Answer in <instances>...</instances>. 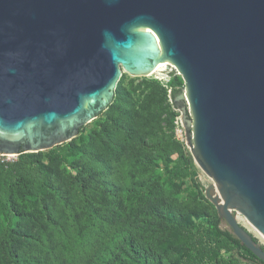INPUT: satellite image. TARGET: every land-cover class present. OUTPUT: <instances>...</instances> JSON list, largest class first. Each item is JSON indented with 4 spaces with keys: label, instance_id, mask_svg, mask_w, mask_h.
I'll return each mask as SVG.
<instances>
[{
    "label": "water",
    "instance_id": "95a60500",
    "mask_svg": "<svg viewBox=\"0 0 264 264\" xmlns=\"http://www.w3.org/2000/svg\"><path fill=\"white\" fill-rule=\"evenodd\" d=\"M161 64L219 226L264 263L237 220L264 239V0H0V153L70 141Z\"/></svg>",
    "mask_w": 264,
    "mask_h": 264
},
{
    "label": "trees",
    "instance_id": "16d2710c",
    "mask_svg": "<svg viewBox=\"0 0 264 264\" xmlns=\"http://www.w3.org/2000/svg\"><path fill=\"white\" fill-rule=\"evenodd\" d=\"M169 75L166 83L144 77L133 89L122 75L94 128L0 163V264H264L219 226L217 213L201 210L198 191L174 185L192 174L182 144L169 139L177 156L168 158L153 133L137 136L153 100L173 101L182 91ZM128 142L154 152L141 158L148 177L130 176ZM160 163L164 176L153 173Z\"/></svg>",
    "mask_w": 264,
    "mask_h": 264
},
{
    "label": "rangeland",
    "instance_id": "374dc122",
    "mask_svg": "<svg viewBox=\"0 0 264 264\" xmlns=\"http://www.w3.org/2000/svg\"><path fill=\"white\" fill-rule=\"evenodd\" d=\"M164 69H165V67H164V65H162L161 69L156 70L155 72H153L149 76H132L127 72H123L122 75L124 76V84L126 85L127 89H133V87L135 85H140V81L144 77L145 78H157L161 82L166 83L169 80L170 75L166 74V72H163L162 70H164ZM169 72L172 73L173 76H176L177 78H179L181 80V82L183 84V89H184L183 79H182L181 75L178 74V71L173 67V65H171ZM132 79H134L133 82H132ZM139 87L142 88L143 85H141ZM139 91H140V89H137V92H139ZM144 94H145V92L143 93V95ZM140 98L142 99V97H140ZM161 99L162 98H160V97H156L153 100L152 110L150 111L149 115L146 117L148 125L141 129L140 134L138 132V127H136L137 136L145 137V133H147V132L153 133L155 135V137L162 143V148H159V149L161 151H163L166 154V156L168 153V158H169V155L171 158H175L177 156V152H173L171 146H169V139L179 141L182 144L181 145L182 148L180 150L183 151L185 157L188 159V163H189L190 170H191L192 174H191V177H188L185 179L175 180L174 185L179 186V188L185 189L187 191L190 189H194V190L198 191L200 193L197 196L198 206L201 208L202 211H205L211 215H214V214H216V209H215L214 205L205 197L204 189H203L205 186L212 183V180L196 164V162L194 161V159L191 155L190 149L186 145L185 141L180 140L176 136V129L180 125V123L178 124L180 112L171 106L170 110L176 112L177 116L175 117L173 122H170V120H169V109H166L165 105H166V103L168 105H169V103L171 104L172 103L171 99L169 98V95H168V98L166 100L167 102L166 101L163 102ZM107 112H109V111L106 108L104 111H102V113L100 115H98L92 121L83 125L81 128L82 129L84 128L85 131L94 128L95 120L101 118ZM80 129H79V131H80ZM183 132H184V130H183ZM76 137H74L73 139H75ZM73 139H71V140H73ZM127 147L128 148L125 149L126 153L124 155V158H126V162L130 166V169H129L130 176L135 180H141L144 177L145 178L148 177L147 174L143 173L146 166L142 165L141 158L145 155L152 157L154 152L147 151L146 149L141 148L139 145H137V143H133V142H128ZM169 150H170V153H169ZM43 151H45V150H43ZM159 166L160 167L156 168L153 173H155V174L159 173L163 176L166 175L165 169L163 168V164L160 163ZM59 171L63 172V173L71 172L68 168H62ZM168 183H169V180L166 181V184H168ZM185 198H186V192H183V194L178 198L177 201H181ZM237 220L241 225H243L246 229H248L249 232L251 234H253V236H255V238H257V240L261 244L264 245L263 237L260 236V234L247 222V220L241 214H237ZM239 264H250V262L247 260H242Z\"/></svg>",
    "mask_w": 264,
    "mask_h": 264
},
{
    "label": "built area",
    "instance_id": "2783aa9c",
    "mask_svg": "<svg viewBox=\"0 0 264 264\" xmlns=\"http://www.w3.org/2000/svg\"><path fill=\"white\" fill-rule=\"evenodd\" d=\"M179 123H180V125L176 129V136L180 140L185 141V136H184V132H183L184 129L182 127L180 119H178V124ZM16 159H17V155L0 153V163L11 162V161H14Z\"/></svg>",
    "mask_w": 264,
    "mask_h": 264
},
{
    "label": "bare ground",
    "instance_id": "6f19581e",
    "mask_svg": "<svg viewBox=\"0 0 264 264\" xmlns=\"http://www.w3.org/2000/svg\"><path fill=\"white\" fill-rule=\"evenodd\" d=\"M162 68V64L161 65H159V67H158V69L157 70H159V69H161Z\"/></svg>",
    "mask_w": 264,
    "mask_h": 264
}]
</instances>
